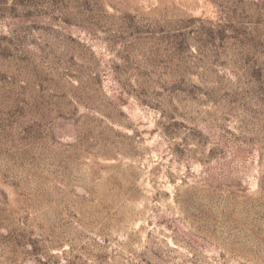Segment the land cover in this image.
Instances as JSON below:
<instances>
[{"label":"rangeland","instance_id":"obj_1","mask_svg":"<svg viewBox=\"0 0 264 264\" xmlns=\"http://www.w3.org/2000/svg\"><path fill=\"white\" fill-rule=\"evenodd\" d=\"M0 264H264V0H0Z\"/></svg>","mask_w":264,"mask_h":264}]
</instances>
